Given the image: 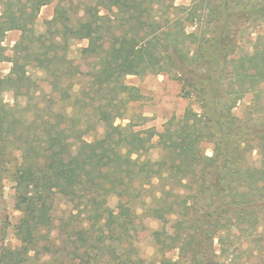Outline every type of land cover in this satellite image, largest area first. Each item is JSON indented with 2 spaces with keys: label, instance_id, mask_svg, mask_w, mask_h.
Returning <instances> with one entry per match:
<instances>
[{
  "label": "trees",
  "instance_id": "1",
  "mask_svg": "<svg viewBox=\"0 0 264 264\" xmlns=\"http://www.w3.org/2000/svg\"><path fill=\"white\" fill-rule=\"evenodd\" d=\"M52 2L54 15L37 32L41 7ZM0 8V62L12 63L7 75L0 69V211L9 178L21 212L14 226L20 245L12 247L0 235V264H41L46 253L60 255L67 246L82 264H249L233 228L260 242L264 0H0ZM15 29L21 35L7 57L2 41ZM249 29L262 32L243 53ZM75 39L88 41L80 53L92 60L77 89L66 70ZM32 68L57 77L50 94L31 84ZM151 73L173 75L199 111L188 106L158 132L167 146L153 163L159 192L137 201L135 191L141 196L145 184L135 182L133 153L157 133L150 128L142 135L132 120H115L125 119L142 97L126 77ZM8 90L14 104L4 99ZM248 95L239 116L234 108ZM206 140L213 143L212 155L202 147ZM176 141L179 149L173 150L169 144ZM110 195L118 197L116 209ZM58 199L71 204L61 221L68 237L61 245L51 239ZM145 214L163 222L174 218L172 230L155 231L158 260L130 254ZM2 222H8L4 213ZM174 250L176 258L168 257Z\"/></svg>",
  "mask_w": 264,
  "mask_h": 264
},
{
  "label": "rangeland",
  "instance_id": "2",
  "mask_svg": "<svg viewBox=\"0 0 264 264\" xmlns=\"http://www.w3.org/2000/svg\"><path fill=\"white\" fill-rule=\"evenodd\" d=\"M192 0H174L176 5H188ZM55 2L46 4L41 7L38 18L35 23V29L37 32H42L46 28V21L51 19L54 15ZM1 12V8H0ZM105 12V10H102ZM251 29L244 31L243 40L241 42L240 50L245 53L247 51H252V40L261 34V30ZM21 35L20 30H11L6 33L2 41V46L5 49V54L7 57L13 55V47L15 43L19 40ZM88 41L86 39L72 40L70 43V49L68 52L69 62L66 65V70L69 72L70 82L75 83V88H79V84H82L87 79V74L91 69L92 60L81 55L80 49L86 46ZM12 63L6 59L0 62V69L3 75H7L10 72ZM60 66V65H59ZM32 74V83L39 84L41 87L45 88L47 93H51L53 87L51 84L57 82V77L53 72L44 73L42 70L37 68L31 69ZM63 81L66 82L68 77H63ZM68 82V81H67ZM66 82V84H67ZM126 82L133 84L139 87L142 97L139 101H135L130 104L129 109L126 111L125 119L117 118L115 120L116 124H127L130 120L135 124L136 130H143L142 135H147L146 130L150 128H155L156 135L150 141L143 139L140 141V147L136 153H133V158L136 162L133 164L134 172L137 174L135 177L136 184L143 182L145 188L141 190V196L138 195V191H135L137 194L135 200L139 201L140 198L147 197L148 200L151 199V196L159 190V186L156 183H159L158 178L155 175H152L153 163H155L159 158L167 151V146L159 143L160 136L158 132H162L165 127L169 124L174 118H179L184 115L185 110L188 106L192 105L196 110L199 111V107L193 99H189L184 96L181 91V82L173 77L169 73H151L146 75H128L126 77ZM251 95L246 96L241 100L237 106L234 108V112L241 116L243 115L244 109L249 103ZM4 99L9 104H14L16 102L15 94L12 90H8L4 93ZM101 132L102 129L99 128ZM96 135V134H95ZM90 139V136H87ZM129 136L127 141H129ZM129 143V142H128ZM180 145V141L176 143L170 142L169 147L173 150L179 149L177 145ZM202 147L206 154H213V143L211 141L202 142ZM124 150H127V146L123 147ZM259 155L257 151L253 153V163H258ZM149 176V177H148ZM151 182V185H150ZM3 195V211L0 213L4 216H7V225L3 222L0 225V228L6 226V233L0 231V235L5 236V242L12 247L20 245V241L14 233V226L17 224L21 217V212L16 208V191L14 188V182L9 178H5L3 181V188L1 189ZM159 192V191H158ZM109 204L112 208L116 209L118 204V197L116 195L109 196ZM71 209V204L68 205L64 200L58 199L57 205L54 208V220L55 223L52 228L51 239L57 241L58 245L64 243L68 237L67 234L63 233L61 227L62 219L66 218ZM76 212V211H74ZM139 212H142V209H139ZM6 220V219H4ZM174 218L169 221H164L153 217L150 214H145L142 218L141 223H139L138 229L133 231V242L134 248L130 250V254L140 256L146 261L158 260L160 257L156 254L157 244L155 231L159 229L172 230L174 227ZM233 236L238 239V243L241 245V252L243 254V259H248L249 264H264V222L260 228V242H257L254 238L255 235H242L240 236L236 229L233 228ZM216 247L219 251V243L216 242ZM68 249H65L60 255L59 254H49L46 253L45 257L39 262L41 264H82L80 258L71 259L72 255ZM178 254L177 250L167 252L168 257L176 258ZM42 256V255H41ZM43 257V256H42Z\"/></svg>",
  "mask_w": 264,
  "mask_h": 264
}]
</instances>
